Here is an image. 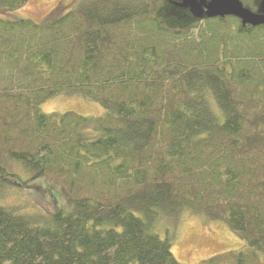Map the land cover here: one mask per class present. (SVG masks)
I'll use <instances>...</instances> for the list:
<instances>
[{
    "label": "trees",
    "instance_id": "16d2710c",
    "mask_svg": "<svg viewBox=\"0 0 264 264\" xmlns=\"http://www.w3.org/2000/svg\"><path fill=\"white\" fill-rule=\"evenodd\" d=\"M27 1L0 0V264H184L157 226L187 208L244 242L199 264H264V25L182 0L1 16ZM61 95L103 112L42 110ZM42 178L53 212L6 198Z\"/></svg>",
    "mask_w": 264,
    "mask_h": 264
},
{
    "label": "rangeland",
    "instance_id": "374dc122",
    "mask_svg": "<svg viewBox=\"0 0 264 264\" xmlns=\"http://www.w3.org/2000/svg\"><path fill=\"white\" fill-rule=\"evenodd\" d=\"M84 1L86 0H28L24 7L1 16L11 20L26 18L41 24L52 17L77 9ZM42 110L46 113L73 110L87 117L101 115L103 112L100 104L91 102L81 95H61L52 98L43 105ZM29 184L30 186L24 190L18 192L11 190L6 198L23 210L41 209L44 214L53 212L63 201L61 188L51 181L42 178ZM215 214L198 213L187 208L176 216L161 217L157 226L158 232L162 237L171 239L173 252L179 262L199 264L216 254L244 247L242 239L228 228L225 221L215 218Z\"/></svg>",
    "mask_w": 264,
    "mask_h": 264
},
{
    "label": "water",
    "instance_id": "95a60500",
    "mask_svg": "<svg viewBox=\"0 0 264 264\" xmlns=\"http://www.w3.org/2000/svg\"><path fill=\"white\" fill-rule=\"evenodd\" d=\"M241 0H182L177 6L190 10L197 18L235 17L242 21V25H264V0L257 12L252 11L242 4Z\"/></svg>",
    "mask_w": 264,
    "mask_h": 264
}]
</instances>
